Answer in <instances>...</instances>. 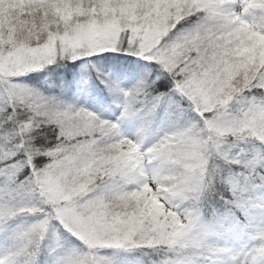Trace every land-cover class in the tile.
<instances>
[{
  "label": "clouds",
  "instance_id": "obj_1",
  "mask_svg": "<svg viewBox=\"0 0 264 264\" xmlns=\"http://www.w3.org/2000/svg\"><path fill=\"white\" fill-rule=\"evenodd\" d=\"M63 4L64 0H29L27 5L16 6L26 11L0 5V148L16 154L19 160L31 156L38 169H47L54 178L51 191L56 206L70 204L87 224L84 238L78 239L83 248L62 247L52 264L70 251L90 261L104 249L156 256L148 264L196 261L204 241L218 228L212 215L202 212L205 203L217 195L215 185L221 173L237 161L251 163L264 153V121L250 119L253 108L264 105V35L236 26L229 14V0H149L137 10L133 55L145 63L128 70L140 77L141 102L155 96L163 99L166 93H152L164 81L171 85L169 92L178 95L172 91V82L179 77L191 83L195 99L178 95L187 107L174 105L176 123L189 111L197 118L182 127L174 125L172 130H183L185 135L161 151H152L157 141L143 146L146 153L130 141L127 150L119 152L126 162L123 172L138 176L140 157L150 156L145 167L174 178L184 193L183 198L173 201L174 209L198 212L201 223L210 229L205 233L199 227L183 229L175 211H165L162 202L150 195L153 188L147 184L143 186L146 211L141 212L131 202L125 207L120 197L135 185L113 168L116 154L108 149L118 141L109 135L93 140L87 121L73 119L69 123L62 119L63 111L71 105L46 94L40 86L16 83L20 76L72 61L69 53L51 39L71 21L67 6H57ZM235 14L243 13L236 9ZM182 22L186 26L178 28ZM78 51L80 57L88 56L87 48ZM148 131L145 129L138 138L140 144L144 145ZM241 145L258 146L260 150L238 159L232 150ZM50 153L54 155L50 157ZM239 174L240 170L233 175ZM256 177L264 182V167ZM31 191L38 202L35 206L45 213L40 219H47V233L52 221H57L55 207L39 189L33 187ZM94 213L98 222L89 219ZM32 224L18 229L11 243L27 248L33 253L32 264H38L46 233L29 232ZM88 243H94L95 248L87 247ZM104 264L109 262L104 260Z\"/></svg>",
  "mask_w": 264,
  "mask_h": 264
},
{
  "label": "snow or ice",
  "instance_id": "obj_2",
  "mask_svg": "<svg viewBox=\"0 0 264 264\" xmlns=\"http://www.w3.org/2000/svg\"><path fill=\"white\" fill-rule=\"evenodd\" d=\"M29 2V0H28ZM25 3L24 5L28 4ZM149 0H64L63 5L67 6L72 12L71 21L68 27L62 32H56L51 37L56 41L57 47L62 48L69 53L72 61L80 57L78 49L87 48L88 55L104 51L107 49L118 48L121 52L135 54V40L137 30V10L147 6ZM230 15L235 13L236 9L242 11L236 26L247 24L252 31L264 35V0H229ZM24 11L27 9L24 8ZM253 16L255 19L250 20ZM132 40L133 43H129ZM167 67V65L165 66ZM171 71V69H168ZM113 91L120 92L123 96L121 120L130 116H136L140 120V125L134 139L126 138L120 134L119 123L102 120L93 113L84 109L74 111L71 106L62 113V119L71 123L73 119L85 120L91 129L90 135L95 140L96 136L109 135L114 137L112 147L108 151L116 155L113 159V168L118 175H123L129 183L135 185L128 194L120 197L123 205L127 207L129 203L139 206L141 212L146 211L144 205L147 197L143 191V186L147 184L153 188L150 194L154 199L160 200L165 211H175L177 221L183 229L193 230L201 228L205 233L209 232L208 226L200 221L199 213L195 210L180 212L173 207V201L183 198L184 193L178 190V185L172 177H164L159 171H150L145 167L147 161L151 158L148 155H142L139 163L136 165L138 176H131L123 172L125 160L119 156L121 150H127L129 142L134 143L141 153H146L147 149L139 142V137L149 129L152 120L159 108L162 97L155 96L151 99H144L143 85L137 84L133 88L124 91L116 85H109ZM191 83L181 80L177 77L172 82V91L178 95H183L189 99H195L190 92ZM139 106V107H138ZM205 116L208 113H204ZM250 119L252 121H264V105L254 107ZM185 132L180 129L170 130L163 134L152 146L153 153L161 151L171 143H175ZM259 142V141H258ZM50 153L49 156H53ZM13 161L11 164L8 161ZM0 161L4 162V167L0 168V224H6L13 217L21 214L44 216L37 206L31 203V189L33 187L48 198V203L55 207V216L62 228L77 239L84 238V229L87 224L83 223L81 218L76 215L75 210L70 204L56 206V196L51 191L54 178L47 169H38L31 156H26L19 160L17 155L6 149L0 148ZM239 169V175H230L224 180L229 198L223 196L220 199L228 208L227 216L231 222L228 224H219L217 226L224 228L225 231H231L239 223L236 213L249 220L251 229L249 243L239 254L233 255L232 264H264V182L256 177V172L264 167V153L251 163L235 162ZM53 165H49L52 167ZM24 168L29 169V176L23 181L19 180V175ZM159 188V191L155 189ZM259 194V199H257ZM153 209L155 206H152ZM260 209V217L253 219L255 210ZM90 220L99 221V217L93 214ZM47 229V219H38L29 228V232L44 236ZM204 241V248L196 261L178 259L172 264H217L216 258L223 254H230L231 251L221 247H212ZM42 243V242H41ZM94 243H88L87 247L94 249ZM62 245L57 241L53 252H57ZM32 255L27 248L11 243L2 253H0V264H32ZM57 264H104L102 258L92 256L91 260H84L77 251L67 252L58 259Z\"/></svg>",
  "mask_w": 264,
  "mask_h": 264
},
{
  "label": "trees",
  "instance_id": "obj_3",
  "mask_svg": "<svg viewBox=\"0 0 264 264\" xmlns=\"http://www.w3.org/2000/svg\"><path fill=\"white\" fill-rule=\"evenodd\" d=\"M28 0H0V5L11 6L12 11H24L23 9H18L16 6L24 5ZM2 19V16H0ZM239 18H236V21ZM186 26L183 24L179 25ZM242 27L250 29L247 24H242ZM251 30V29H250ZM252 31V30H251ZM255 32V31H253ZM259 34V33H257ZM143 60H138L136 56L128 54L126 52H121L118 48L107 49L104 51L94 52L87 57H78L75 61L64 62L63 66L56 67L53 66L52 69L48 71H34L27 75H23L21 84L24 85H37L42 88L46 94L54 96L58 101L63 104L71 105L76 108H81L89 111L93 114H100L104 118L113 119L112 106L116 103V98L110 96L107 91V87L111 83H119L124 90H129L137 85L140 77L136 72L129 71L130 68H141L144 65ZM47 77V79H46ZM86 82V83H85ZM82 87L93 89L95 95L89 97L88 94L82 91ZM171 85L164 81L159 83L153 91V95L156 93H166L163 97L159 108L155 113V118H162L166 126L171 129L175 125L176 127L185 126L190 120L196 119L194 113L186 112L183 118L176 123L173 108L175 104H179L181 108L187 107V102L182 100L178 95L169 92ZM97 103L101 106H106L108 109L100 110L96 108ZM94 104V105H93ZM165 126L166 132L169 128ZM242 149V150H241ZM258 146L254 145H241L238 149H233V155H236L239 159L240 157L247 155L249 153L259 151ZM18 158V157H17ZM13 161L9 160L8 163L11 164ZM38 161L37 163H40ZM4 167V162L0 161V168ZM240 169L236 164H232L230 169H225L221 173L220 178L216 181L217 195L213 196L211 200L205 203L202 214L204 216L212 215L213 220L217 225L223 223L226 224L229 217L227 216L228 208L220 199L223 196L225 199L229 198V193L227 191L224 180L238 172ZM29 176V169L24 168L19 175V180L23 181ZM33 199V204L38 205L35 197H30ZM257 199H259V194H257ZM25 214L18 215L9 220L6 224H3L2 228H5L12 224L14 221H18L19 217ZM28 216V215H27ZM32 216V215H30ZM239 223L251 231L249 227V221L245 217L236 213ZM53 229L59 236V243L66 248L74 245L76 247L82 246L81 242L67 233L62 227H60L57 221L53 222ZM222 230V227L218 228ZM209 246L208 241H206ZM43 252L42 246L40 248L39 254ZM131 258L135 259L138 264H148L149 259H156V256L147 257L142 255L140 252L131 253ZM39 264V263H38Z\"/></svg>",
  "mask_w": 264,
  "mask_h": 264
},
{
  "label": "rangeland",
  "instance_id": "obj_4",
  "mask_svg": "<svg viewBox=\"0 0 264 264\" xmlns=\"http://www.w3.org/2000/svg\"><path fill=\"white\" fill-rule=\"evenodd\" d=\"M233 16L235 20L236 18H239V16H237L235 13L233 14ZM249 19L253 20L255 19V17L250 16ZM21 79L22 76L18 77L16 83L21 84L20 81ZM109 85H116L120 89L124 90V88H122L119 83L118 84L111 83ZM109 85L107 87V91L109 92L111 97L114 96L116 98L115 100L116 103L114 106H112L114 117L113 119H108V117L104 118L100 114L98 115L94 114V115H96L98 118L102 120H107L113 123L120 121L119 123L120 134L126 138L134 139L140 125V120L136 116H130L123 120L120 119L124 98L120 92L113 91L112 88L109 87ZM82 89H83L82 91L88 94L89 97L95 95L93 89H89L85 87H82ZM96 108H99L102 111L108 109L106 106H101L100 103H97ZM164 123L165 122L163 121L162 118L161 119L155 117L153 118L149 131L147 133V139L145 140V143L143 145L144 147L151 146V144L155 143L165 133L164 131L166 124ZM167 128H169V126ZM170 130H172V128L171 129L169 128L167 131ZM30 200L31 203L33 204V199L30 198ZM259 217H260V209L257 208L255 210V216L253 217V219H258ZM38 219H40V217L36 215H32V216L23 215L22 217H19L18 221L17 220L14 221L12 224H10L5 228H2L3 224H0V253H2L7 247L11 245L12 236L18 229L30 225L36 222ZM53 222L54 221H52L51 226L46 233L45 239L41 243L43 252H41L37 257L39 264H52L53 258L56 255V252H53V248L55 247L57 241H59L60 238L56 233V231L53 229L54 227ZM230 222L231 220L229 217L226 224ZM249 235H250V231L244 226H242L240 223H238L231 231H225L223 228L222 230L217 229L211 232L207 237V241L209 242L210 245H213L214 247L225 248L231 251V255L223 254L218 256L216 258L217 264H232L233 255L242 252L245 249V246L249 243ZM66 248H68V246ZM77 248L79 249L83 247L79 246ZM97 255L103 260L108 261L109 264H138V262L135 259L131 258L132 257L131 253L124 252L122 250L104 249L101 250Z\"/></svg>",
  "mask_w": 264,
  "mask_h": 264
}]
</instances>
